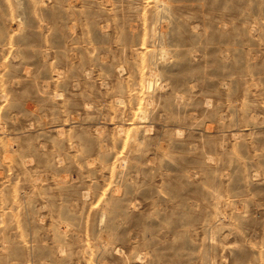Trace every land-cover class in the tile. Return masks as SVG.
Returning a JSON list of instances; mask_svg holds the SVG:
<instances>
[{"label":"rangeland","instance_id":"1","mask_svg":"<svg viewBox=\"0 0 264 264\" xmlns=\"http://www.w3.org/2000/svg\"><path fill=\"white\" fill-rule=\"evenodd\" d=\"M0 264H264V0H0Z\"/></svg>","mask_w":264,"mask_h":264}]
</instances>
